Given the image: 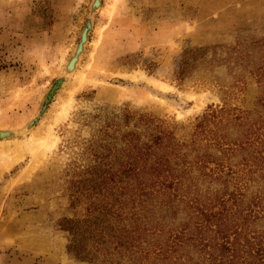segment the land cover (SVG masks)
Masks as SVG:
<instances>
[{
	"label": "rangeland",
	"instance_id": "1",
	"mask_svg": "<svg viewBox=\"0 0 264 264\" xmlns=\"http://www.w3.org/2000/svg\"><path fill=\"white\" fill-rule=\"evenodd\" d=\"M213 111L230 139L264 111V0H0V264H94L61 225L90 214L87 172L147 119L195 162Z\"/></svg>",
	"mask_w": 264,
	"mask_h": 264
},
{
	"label": "trees",
	"instance_id": "2",
	"mask_svg": "<svg viewBox=\"0 0 264 264\" xmlns=\"http://www.w3.org/2000/svg\"><path fill=\"white\" fill-rule=\"evenodd\" d=\"M218 117L197 125L215 143L195 162L151 119L147 140L131 134L109 163L101 157L82 182L96 197L90 214L61 223L69 252L94 264H264V111L237 115L235 139L209 129Z\"/></svg>",
	"mask_w": 264,
	"mask_h": 264
},
{
	"label": "water",
	"instance_id": "3",
	"mask_svg": "<svg viewBox=\"0 0 264 264\" xmlns=\"http://www.w3.org/2000/svg\"><path fill=\"white\" fill-rule=\"evenodd\" d=\"M83 38H84V40L86 39V34L84 33V35H83ZM81 49V47H79V49L78 50H80ZM78 60V58H74L73 59V61L72 62H70V65H69V68L70 69H72L73 67H74V65H75V63H76V61ZM70 69H68L69 71H70ZM57 86H55L54 87V89L56 88ZM53 89V90H54ZM6 135H9V133H2V132H0V137H4V136H6Z\"/></svg>",
	"mask_w": 264,
	"mask_h": 264
}]
</instances>
